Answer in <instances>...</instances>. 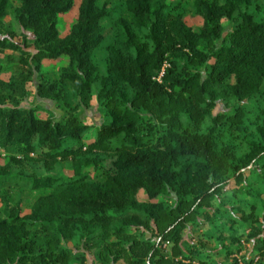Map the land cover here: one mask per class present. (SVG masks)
I'll use <instances>...</instances> for the list:
<instances>
[{"label":"trees","instance_id":"1","mask_svg":"<svg viewBox=\"0 0 264 264\" xmlns=\"http://www.w3.org/2000/svg\"><path fill=\"white\" fill-rule=\"evenodd\" d=\"M16 2L7 23L0 0V73L3 49L67 64L35 85L60 116L15 97L32 71L0 80V181L52 189L23 216L0 196V264H264V0H194L197 28L183 0H81L63 38L73 0ZM93 97L99 126L81 118Z\"/></svg>","mask_w":264,"mask_h":264},{"label":"rangeland","instance_id":"2","mask_svg":"<svg viewBox=\"0 0 264 264\" xmlns=\"http://www.w3.org/2000/svg\"><path fill=\"white\" fill-rule=\"evenodd\" d=\"M10 3L9 8L7 9V12L5 16L3 17L4 22H10L12 10L17 5L16 0H8ZM172 0H166V2H170ZM194 0H183V6L185 7L184 11L186 13V22L189 26H193L195 28L200 27L202 24V21L199 18H193L192 13V5ZM81 0H73V6L71 10L65 14H60L57 17V20L60 22L59 26V35L60 37H65L69 31L72 25L75 23L77 15H78V7L80 5ZM119 0H98L97 5L101 7H105L106 9H112ZM124 17L127 15L125 13L122 14ZM12 23V22H10ZM109 19H105L102 21L101 25L104 28L109 29L110 24ZM13 38L14 42L20 43V36L18 35V31L13 25ZM2 31V29H1ZM106 44V43H105ZM25 49V48H24ZM33 48L29 47L26 49L27 52H32ZM95 60L96 64L99 67V71H104V59H105V51L102 48L97 49L95 52ZM2 56L6 58L5 56H8L6 65L2 68V71L0 73V80L7 83L10 82V77L13 75H16L20 72H30L32 71V74L27 77L23 92H16L15 97H17V100L20 101L21 106H33L37 107L39 112V117H46L47 113L52 112L56 116H60L62 114V111L59 108V104L56 101L46 99V98H39L35 94V85L36 83L41 80H48V81H56L58 79V71L59 69L63 68L67 64V58L61 57L58 60L55 61H48L44 60L40 64V72H34V66L35 63L30 61V59L27 58L26 55H23L21 52H15L9 49H3ZM10 57V58H9ZM17 58H22L26 60L27 64H21L17 62ZM34 72V73H33ZM91 108L88 110L81 111V118L83 119L84 123L89 126H99L102 122V114L98 112V106L96 103L95 98L93 97L90 102ZM220 110V107H217L216 110H214V113L216 111ZM6 154L0 150V165H4L6 162ZM64 174H68V170L63 171ZM52 189L50 188H39V189H26V188H18L10 186L3 181H0V196L5 195L9 202L15 204L17 203L20 207V215H27L29 214L34 205L37 201L43 200L46 196H48L51 193ZM137 200L139 203H146L147 199L145 197V194L143 191H139L137 193ZM2 202L0 201V213L2 212ZM70 244V243H69ZM165 249L167 251L170 250L171 245L165 244ZM138 253H142V251H138ZM241 255H244V252L241 254L235 256L237 259H239L238 264H242L241 261ZM232 257L228 258L226 261H232ZM87 264H91V258L88 256ZM118 264H123L121 262H118Z\"/></svg>","mask_w":264,"mask_h":264},{"label":"built area","instance_id":"3","mask_svg":"<svg viewBox=\"0 0 264 264\" xmlns=\"http://www.w3.org/2000/svg\"><path fill=\"white\" fill-rule=\"evenodd\" d=\"M168 67V65L165 63L162 68L160 69V71L158 72V74L153 78V80L160 82L163 75H164V71L165 69Z\"/></svg>","mask_w":264,"mask_h":264}]
</instances>
